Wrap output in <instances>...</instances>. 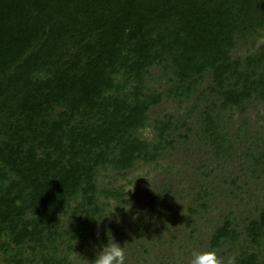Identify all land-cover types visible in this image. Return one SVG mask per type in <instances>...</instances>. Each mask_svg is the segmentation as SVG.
<instances>
[{
	"label": "trees",
	"instance_id": "trees-1",
	"mask_svg": "<svg viewBox=\"0 0 264 264\" xmlns=\"http://www.w3.org/2000/svg\"><path fill=\"white\" fill-rule=\"evenodd\" d=\"M262 40L264 0H0V264H34L26 250L40 264H66L63 237L71 253L110 202L123 215L125 187L101 177L127 179L156 161L171 119L151 109L205 95L206 77L216 100L205 130L222 148V113L264 102ZM241 46L249 55L234 58ZM154 66L171 83L164 92L148 85ZM256 162L264 166V150ZM59 215L76 223L60 226ZM246 234L264 246V208ZM239 238L228 219L211 245L235 251ZM236 264L264 260L242 251Z\"/></svg>",
	"mask_w": 264,
	"mask_h": 264
},
{
	"label": "rangeland",
	"instance_id": "rangeland-1",
	"mask_svg": "<svg viewBox=\"0 0 264 264\" xmlns=\"http://www.w3.org/2000/svg\"><path fill=\"white\" fill-rule=\"evenodd\" d=\"M263 43L260 41L258 48ZM249 48L239 47L234 58L246 57ZM162 76L161 67L154 66L147 78L149 87L160 92L171 87L167 79L160 81ZM211 85V77H206L201 89L205 95L195 92L190 98L166 97L151 109V118L171 119L169 144H163L166 147L156 161L139 162L128 171L127 179L103 174L101 185L125 187L124 214L117 215L116 203L110 202L101 219L86 228L85 239L73 243L71 253L67 247L70 238L63 237L59 256L67 258L66 264H93L108 243L109 231V236L124 246L126 264H190L193 253L214 249L213 235L228 219L240 238L235 251L225 244L214 249L218 255L225 260L234 257L235 264L242 251L264 260V246L253 245L246 234V226L258 219L264 208V166L256 162L264 150V102H253L244 115L222 113L219 125L225 141L219 149L204 123V112L216 100L209 94ZM143 135L158 144L153 129ZM58 221L60 226L76 223L70 215H59ZM40 257L28 250L24 256L35 259L34 264H40Z\"/></svg>",
	"mask_w": 264,
	"mask_h": 264
},
{
	"label": "clouds",
	"instance_id": "clouds-1",
	"mask_svg": "<svg viewBox=\"0 0 264 264\" xmlns=\"http://www.w3.org/2000/svg\"><path fill=\"white\" fill-rule=\"evenodd\" d=\"M130 191V189H129ZM108 233V243L103 246L93 264H126V251L124 246L116 243L111 235ZM190 264H235V258L225 260L214 249L193 253L190 259Z\"/></svg>",
	"mask_w": 264,
	"mask_h": 264
}]
</instances>
